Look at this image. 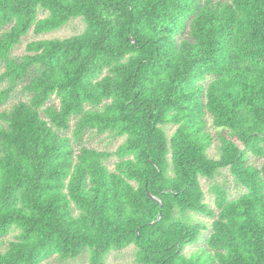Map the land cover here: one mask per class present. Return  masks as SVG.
<instances>
[{
  "label": "trees",
  "instance_id": "trees-1",
  "mask_svg": "<svg viewBox=\"0 0 264 264\" xmlns=\"http://www.w3.org/2000/svg\"><path fill=\"white\" fill-rule=\"evenodd\" d=\"M0 62V264H264V0H0Z\"/></svg>",
  "mask_w": 264,
  "mask_h": 264
},
{
  "label": "rangeland",
  "instance_id": "rangeland-1",
  "mask_svg": "<svg viewBox=\"0 0 264 264\" xmlns=\"http://www.w3.org/2000/svg\"><path fill=\"white\" fill-rule=\"evenodd\" d=\"M84 27L83 21L79 18H71L68 22H66L62 27H60L57 30L54 31H49L46 33L42 34H34L31 30L22 37L21 42L17 44L14 49L13 53L14 54H22L25 52V45L27 42L33 39H41V38H53V37H67L73 34H77L82 31ZM3 69V65L0 62V71ZM1 86V85H0ZM23 96V94L16 93L11 100L15 101L18 99V97ZM12 102H9L8 105H10ZM6 105V106H8ZM5 106V107H6ZM208 121V128L209 131L213 134V140L214 144L210 147L209 149V155L211 157H217L218 152L217 149L214 148L216 140H217V130L211 125L210 118H207ZM175 125L174 124H166L164 125V128L166 130L167 135H169L172 130L174 129ZM225 135L226 132H223ZM90 136V135H89ZM123 140L122 137H113L110 133L105 132L102 134H93L90 137L85 139V142L98 149H103V150H112L115 149L116 146ZM250 159L254 161L257 164H260L262 159L258 157H254L253 155H249ZM115 158L111 157L108 160V165L109 167L112 166ZM200 185L203 189L204 192V199L206 202L210 204V206H213V201H214V196L210 190V186L214 183H221V182H226L228 186V191H229V196L231 198L236 197L240 193H242L241 187L237 186L234 184L232 181V176L229 173L228 168H223L220 170L218 174L215 175L213 179H206L204 177H200ZM205 221L209 222V218H205ZM13 233V232H11ZM11 233H9L5 239H10L11 238ZM7 241V240H6ZM2 246V245H0ZM2 248V247H1ZM195 246L194 245H189L186 247V251L190 252L194 250ZM133 246L128 245L122 250L119 251H111L107 254L106 258V264H138L135 262L134 258V253H133ZM41 264H88L87 259L84 254H82L80 257L68 260V261H59L55 258V261H47V262H42Z\"/></svg>",
  "mask_w": 264,
  "mask_h": 264
}]
</instances>
